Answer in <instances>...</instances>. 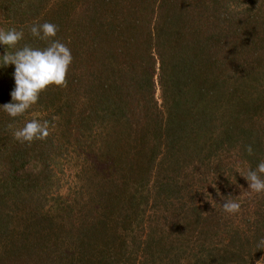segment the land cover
I'll return each instance as SVG.
<instances>
[{"label": "trees", "instance_id": "1", "mask_svg": "<svg viewBox=\"0 0 264 264\" xmlns=\"http://www.w3.org/2000/svg\"><path fill=\"white\" fill-rule=\"evenodd\" d=\"M45 22L74 59L26 117L0 110V264L264 259V194L238 173L264 161V0H0L21 45L46 47ZM32 119L50 136L17 142L7 125Z\"/></svg>", "mask_w": 264, "mask_h": 264}, {"label": "clouds", "instance_id": "2", "mask_svg": "<svg viewBox=\"0 0 264 264\" xmlns=\"http://www.w3.org/2000/svg\"><path fill=\"white\" fill-rule=\"evenodd\" d=\"M29 31L32 37L47 41V46L38 48L21 45L25 39L23 29L0 28V45L6 49V54L0 55V69L14 65L16 85L11 92L12 102L0 106V110L13 121L26 117L39 104L42 93L50 87H67V76L74 59L71 49L56 38L57 25L48 22L34 24ZM53 126L52 121L32 119L19 128L10 123L7 129L17 142L30 145L35 141H45ZM246 150L249 156L255 154L251 145ZM238 173L248 181L250 191L264 194V161L259 162L255 169L249 168L246 173ZM221 206L229 215L238 214L241 210L238 200L232 197L226 198ZM261 261L264 259L257 264Z\"/></svg>", "mask_w": 264, "mask_h": 264}, {"label": "rangeland", "instance_id": "3", "mask_svg": "<svg viewBox=\"0 0 264 264\" xmlns=\"http://www.w3.org/2000/svg\"><path fill=\"white\" fill-rule=\"evenodd\" d=\"M160 95H161V92H160V90L158 89L157 90V93H156V96L159 98L160 97ZM77 160V159H76ZM76 160H72L73 161V164H75V162H76ZM75 172H76V170L72 167V169H71V172L69 173L70 175H71V177H69V178H67V180L66 181H68V183L64 186V188H63V190H62V194L66 197V198H68V199H72V198H74V197H76V187H74V185H73V178H74V174H75ZM66 181H65V183H66Z\"/></svg>", "mask_w": 264, "mask_h": 264}]
</instances>
